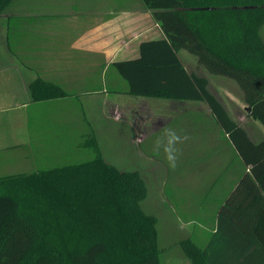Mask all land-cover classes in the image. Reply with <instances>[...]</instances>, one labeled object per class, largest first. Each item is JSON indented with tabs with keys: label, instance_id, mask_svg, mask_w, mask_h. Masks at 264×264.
Returning a JSON list of instances; mask_svg holds the SVG:
<instances>
[{
	"label": "trees",
	"instance_id": "obj_1",
	"mask_svg": "<svg viewBox=\"0 0 264 264\" xmlns=\"http://www.w3.org/2000/svg\"><path fill=\"white\" fill-rule=\"evenodd\" d=\"M139 1L164 35L142 41L138 57L112 62L125 93L204 101L239 163L206 245L179 244L190 264H264V138L253 141L207 78L177 56L187 50L209 73L234 80L264 128V0ZM11 2L0 0V14ZM29 89L35 101L67 95L39 77ZM88 134L90 159L0 177V264H160L156 217L140 206L143 178L106 162Z\"/></svg>",
	"mask_w": 264,
	"mask_h": 264
},
{
	"label": "crops",
	"instance_id": "obj_2",
	"mask_svg": "<svg viewBox=\"0 0 264 264\" xmlns=\"http://www.w3.org/2000/svg\"><path fill=\"white\" fill-rule=\"evenodd\" d=\"M30 3L32 4V0H21L15 7L24 8ZM74 7L76 9L70 10L73 13L63 17L64 21L58 24L59 26L51 25L55 18L49 15H36L37 11L33 13L34 7L21 9L13 14H5L6 8L0 14V22L5 24L0 27V154L5 155L7 161H10L9 158L21 157L27 167L34 165L38 158L37 152H40L39 147L45 142L42 140L45 135L40 129L42 119H58L60 122H56L55 125L62 128L68 125L74 126V129L76 128L74 133L78 137V105L81 110L80 115L82 117L84 115V118L92 122L94 127L92 133L95 136L99 132L92 115L121 121L130 129V133L132 132L133 138L129 143L138 145L140 150H143L142 145L151 143L148 142L150 135H160L165 127H171L174 118L184 114L186 116L195 114L196 100L157 99L125 93L126 82L111 65L114 61L138 57L139 45L142 41L163 37V31L151 10L145 8L140 1L134 5H131V1L114 5L108 0V5H100L98 8L88 6L84 12L80 11L85 9L78 10L77 6ZM178 51L177 56L186 71L206 77L208 89L211 91V79L214 78H209L199 68L203 66L197 63V59L195 65L190 66L188 63L185 65ZM38 77L61 86L67 95L35 101L29 87ZM139 99L142 105L133 109L130 103ZM148 100L152 102L158 100L160 102L154 103L159 105L169 102L171 110H154ZM125 102L131 109L130 112L127 110L126 116L123 111L116 109L124 108ZM198 102L202 108H207L206 112L203 110L199 115L205 114L206 117L214 119L208 105L204 101ZM221 103L223 104L222 100ZM149 104L151 107H148ZM180 106L186 109L176 111L175 108ZM116 114H120L119 117H115ZM120 117H124V120H116ZM150 118H154V121L152 122ZM65 119L70 121L66 122ZM76 142L78 145V139ZM27 161H30V165ZM16 166L18 167V163ZM2 170L9 171L2 172ZM7 173H12L10 162L7 167L0 169V174ZM235 176L237 178V175ZM231 181L226 179L223 183L222 189H226L225 195L221 200L217 199L218 203L214 208L212 219L204 217L208 215V210L198 202L196 206L200 212L197 218L202 224L198 227L201 228L190 229L188 226L193 220L179 218L180 229L185 231V235L173 239L165 245L166 248L188 237L193 238L197 244H200L197 242L200 240L201 246L206 245L215 231L216 215L232 187ZM182 199L179 198L178 201L182 202ZM190 205L182 202L179 208L183 210V207ZM208 223H211L210 230L205 229L203 225ZM160 227V231L159 226L157 227L158 244L162 238L168 240L162 223ZM180 260L184 264H190L185 256Z\"/></svg>",
	"mask_w": 264,
	"mask_h": 264
},
{
	"label": "rangeland",
	"instance_id": "obj_3",
	"mask_svg": "<svg viewBox=\"0 0 264 264\" xmlns=\"http://www.w3.org/2000/svg\"><path fill=\"white\" fill-rule=\"evenodd\" d=\"M129 1H131V5L139 2V0H109L114 5ZM18 2H21V0H13L12 4L5 10V14H13L21 11V9L34 7L33 13L37 11L36 15H49L56 19L52 21V26H59L58 24L63 23L64 19L62 18L70 16L73 13L70 10L76 9L74 6H77L78 10L79 8L85 9L80 11L84 12L88 6H96L98 8L100 5H108V0H32V4L30 3L29 6L16 8L15 5ZM19 15L23 14L19 13ZM4 25L0 22V27ZM259 34L264 44V22L259 27ZM178 55L186 63L185 65L187 63L190 66L196 64V57L187 50L180 49ZM199 68L209 78H214L211 79V92L218 96L220 101H223L229 116L247 131L253 141L257 142L264 138L263 126L260 122L247 115L246 104L236 82L222 75L208 73L203 67ZM150 98L160 99V97ZM148 102L152 103L154 110H171L169 102H163L162 105L154 103L160 102L158 100H154V102L148 100ZM123 104L125 105L124 108L117 107L116 109L123 111L126 116L127 110L130 112L131 109L127 102ZM130 105L133 109H137L142 105V102L139 99V101L131 102ZM79 107L78 105V137L74 133L76 129H74V126L68 125V127L62 128L55 125L56 122H60L58 119H42L40 120V129L45 135L42 138L45 142L42 147H39L40 152H37L38 158L36 157L37 160L34 165L27 167L21 157L9 158L8 160L10 161H7L5 155L1 156L0 154V169L7 167L9 162L12 169V173L0 175L6 176L59 165L74 164L93 157L92 149L84 146V142L89 137L88 133L93 132L92 128L94 127L92 122L84 118V115L83 117L80 115L81 110ZM148 107H151V105L149 104ZM175 109L176 111H181L186 108L180 106V108L177 107ZM203 110L206 112L207 108H202L198 100H196L195 114H190L189 116L184 114L173 119L170 128L176 130L181 136L188 137L187 140L177 145L180 152L175 168L168 166L163 149L157 150L155 147L156 140L162 137L164 132L160 133V135H150L148 137L150 141H147L151 143L142 145L141 148L143 150H140L138 145L129 143L131 138H133L132 132L130 133V129L121 121L107 120L92 115L99 132L97 136L94 133L92 134L103 159L122 170L138 171L145 182L146 195L140 202L141 209L147 214L155 215L156 227L159 226L160 231V223H162L163 230L168 238V240L162 238L160 240L161 244H158L160 248V264H184L180 259H182V256L183 258L184 256L186 257V255L179 244L180 241L178 244L172 243L170 248L165 246L173 239L181 238V236L185 235V231L180 229L179 218H191L193 221L188 228L199 230L198 228L201 227L198 226L202 224L197 218L200 212V209L196 206L198 202L203 204L204 208L208 210V215L204 217H211L212 219L214 208L218 203L217 199L221 200L225 195L224 191L226 189H222L223 183L226 179L228 181L232 180V183L236 178L234 166L236 167L239 163L235 157V152L215 120L211 117H206L205 114L199 115ZM119 115L116 114L115 117H119ZM123 118H116V120H124ZM153 119L150 118L152 122L154 121ZM65 121L70 120L65 119ZM16 163H18V167ZM27 163L30 165V161H27ZM5 171L9 170H2V172ZM179 198H183L182 202L191 204L189 207L182 208L184 212H181L183 210L179 208L182 203L181 200V203L178 201ZM214 198L215 200H213ZM202 214H204V209H202ZM203 225L205 229L209 228L210 230L211 223ZM201 239L203 240L204 238ZM197 242L201 246L202 242L200 240Z\"/></svg>",
	"mask_w": 264,
	"mask_h": 264
},
{
	"label": "clouds",
	"instance_id": "obj_4",
	"mask_svg": "<svg viewBox=\"0 0 264 264\" xmlns=\"http://www.w3.org/2000/svg\"><path fill=\"white\" fill-rule=\"evenodd\" d=\"M164 135L158 138L155 142L157 150L163 149L165 160L169 167L175 168L179 158L180 149L178 144L187 140V136H181L178 132L170 127L163 129Z\"/></svg>",
	"mask_w": 264,
	"mask_h": 264
}]
</instances>
